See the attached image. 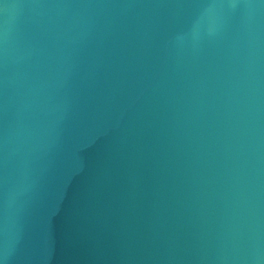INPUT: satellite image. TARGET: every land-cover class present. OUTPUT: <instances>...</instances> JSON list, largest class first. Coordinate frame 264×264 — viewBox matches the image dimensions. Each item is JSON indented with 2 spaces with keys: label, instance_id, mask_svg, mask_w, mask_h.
<instances>
[{
  "label": "water",
  "instance_id": "1",
  "mask_svg": "<svg viewBox=\"0 0 264 264\" xmlns=\"http://www.w3.org/2000/svg\"><path fill=\"white\" fill-rule=\"evenodd\" d=\"M0 264H264V0H0Z\"/></svg>",
  "mask_w": 264,
  "mask_h": 264
},
{
  "label": "clouds",
  "instance_id": "2",
  "mask_svg": "<svg viewBox=\"0 0 264 264\" xmlns=\"http://www.w3.org/2000/svg\"><path fill=\"white\" fill-rule=\"evenodd\" d=\"M209 15L211 16V13L209 12ZM210 30H211V28H210Z\"/></svg>",
  "mask_w": 264,
  "mask_h": 264
}]
</instances>
